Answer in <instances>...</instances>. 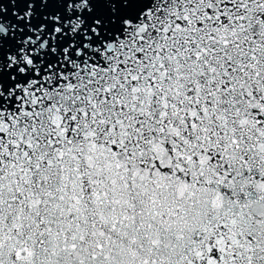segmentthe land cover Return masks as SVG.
<instances>
[{"label":"snow or ice","instance_id":"1","mask_svg":"<svg viewBox=\"0 0 264 264\" xmlns=\"http://www.w3.org/2000/svg\"><path fill=\"white\" fill-rule=\"evenodd\" d=\"M0 264H264V0H0Z\"/></svg>","mask_w":264,"mask_h":264}]
</instances>
